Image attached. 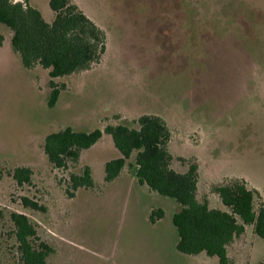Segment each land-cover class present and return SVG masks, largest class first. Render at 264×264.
I'll return each instance as SVG.
<instances>
[{
    "label": "rangeland",
    "instance_id": "374dc122",
    "mask_svg": "<svg viewBox=\"0 0 264 264\" xmlns=\"http://www.w3.org/2000/svg\"><path fill=\"white\" fill-rule=\"evenodd\" d=\"M38 1L44 9L45 0ZM79 1L104 26L107 51L91 70L56 79L66 88L54 108L46 70L0 55V264L19 262L14 212L28 216L54 249L48 264H220L177 250L173 199H145L124 178L104 184L103 162L118 152L111 137L85 155L97 189H80L74 198L70 176L83 164L55 168L44 144L67 127L91 132L119 121L135 127L115 114L122 110L165 116L172 127L202 131L201 146L175 137L170 150L199 159L201 201L210 197L216 205L211 185L226 178H248L263 189L264 0ZM190 163L177 157L173 166L186 171ZM19 167L32 169L31 185L14 180ZM24 197L46 211L26 208ZM160 208L164 217L152 224L151 210ZM244 235L231 247L230 264L264 263V239L251 228Z\"/></svg>",
    "mask_w": 264,
    "mask_h": 264
},
{
    "label": "trees",
    "instance_id": "16d2710c",
    "mask_svg": "<svg viewBox=\"0 0 264 264\" xmlns=\"http://www.w3.org/2000/svg\"><path fill=\"white\" fill-rule=\"evenodd\" d=\"M49 5L55 13L51 23L29 0H0V23L12 31V49L26 69L41 66L49 70L48 106L54 108L66 88L55 79L86 72L100 64L107 51L108 36L73 0H50ZM4 41L0 34V48ZM134 124L137 127L109 125L105 130L92 132L67 127L46 137L44 152L55 168L66 169L69 163H79L83 150L97 144L104 134L110 135L122 157L106 163L105 182L117 179L127 161L134 158L139 182L179 205L173 225L179 236L177 250L185 255L204 252L209 257H217L220 264H230L228 248L246 233L247 226H253L254 233L264 239V199L259 191L249 188L243 179L226 178L211 187L226 210L211 208L208 200L201 201L198 196V163L178 158L191 163L184 173L173 168L176 158L170 151L172 132L166 120L158 115H143ZM12 177L19 186L31 185L33 171L19 167ZM70 188L72 191H67L70 198L81 188H96L92 169L86 166L81 174H72ZM22 201L26 208L46 211L27 197ZM163 215L161 210L154 211L151 223H156ZM10 219L18 242V264H48L54 249L41 241L30 218L14 212Z\"/></svg>",
    "mask_w": 264,
    "mask_h": 264
},
{
    "label": "crops",
    "instance_id": "0c3cea01",
    "mask_svg": "<svg viewBox=\"0 0 264 264\" xmlns=\"http://www.w3.org/2000/svg\"><path fill=\"white\" fill-rule=\"evenodd\" d=\"M83 11H84V13L91 19V20H93L99 27H101L102 29H104V26L93 16V15H91L90 13H89V11L87 10V8L84 6V5H82L81 4V2L79 1V0H73ZM29 3H30V5L31 6H33V7H35L36 9H38L41 13H42V15H43V17H44V19L47 21V22H49V23H51V22H53L54 21V19L55 18H53L54 16L51 14V12L49 11V9L47 8V5H49V3H50V0H45V5H46V7L43 9V5H41L40 4V1H38V0H29ZM50 6V5H49ZM51 9V8H50ZM51 11H52V9H51ZM52 13H54L53 11H52ZM49 17H48V16ZM54 15H55V13H54ZM48 17V18H47ZM128 23V22H127ZM0 34H2L3 36H4V38H5V41H4V43H3V46L0 48V55L1 54H7L8 53V56L10 57V58H14V59H16V56L18 55V54H16L14 51H13V49H12V45H11V41H12V36H13V33H12V31L8 28H4V27H2L1 25H0ZM19 56V55H18ZM20 57V56H19ZM37 67H39V66H37ZM44 69V68H43ZM29 70V69H28ZM44 70H46V69H44ZM47 72H48V75H49V70H46ZM58 79V78H57ZM59 79H60V77H59ZM55 82H56V79H55ZM57 83V82H56ZM184 100L186 101V100H188V96H186V98H184ZM190 105L192 106L193 104H195L196 103V101L194 102V100L192 101V98H191V96H190ZM192 108H193V106H192ZM179 109L180 110H184L185 109V106H183V103L182 104H180V106H179ZM116 115H121L122 116V118L120 119L121 121L122 120H129V121H135V120H138L141 116H143V115H145V113L144 112H142V113H133V112H131V111H128V110H122V111H118L117 113H115ZM153 115V114H152ZM162 118H164L165 120H166V122H167V124H168V126H169V128H170V130H171V132H172V140H171V143H170V150L172 151V148H171V146H172V143H173V140L175 139V137L176 138H178L179 139V141L180 142H182L183 141V143H185V141H191L192 140V142L195 144V145H198V146H201L202 144H203V136H202V131L200 130V129H198V131L196 132L195 130H193V131H190L191 130V128H186L185 129V127L184 128H182V126L181 127H178V128H176V127H172V125H171V123H170V121L165 117V116H161ZM119 124H124V123H122V122H117V123H115V124H113V125H119ZM135 127H137V125L135 126ZM102 130H104L103 128H102ZM92 132V131H91ZM188 136H189V138H188ZM108 137H111L110 135H107V134H104L103 135V137L101 138V140L97 143V144H95L93 147H91L90 149H87V150H83L82 151V153H81V158H80V163L81 164H83V166L84 167H86V166H89L91 169H92V173H93V178H94V181H95V169H94V165L93 164H91V163H89V162H86L85 163V155H86V153H89V151H93V150H95V149H97L102 143H103V141L105 140V139H107ZM109 139V138H108ZM112 143H113V139H112V137H111V140H110ZM112 145V144H111ZM113 145H114V143H113ZM114 147H115V145H114ZM116 148V147H115ZM116 150L118 151V152H114V157H112L110 160H108V161H104L103 163V166H104V171H105V165H106V163H108L109 161H112V160H115V159H118V158H121L122 157V155H121V153L119 152V150L116 148ZM115 151V150H114ZM172 153V152H171ZM173 154V153H172ZM173 156L175 157V158H183V157H180V156H178V155H175V154H173ZM184 159H186V158H184ZM191 159H194L195 160V162H197L198 163V165H199V176H201V167H200V162H199V159L197 158V157H194V158H191ZM173 168H174V166H173ZM137 169H138V166L136 165V163L134 162V158L133 159H131V160H129V161H127V164L125 165V168H124V170H123V172H122V174L117 178V179H115L113 182H111V183H106L105 182V177H104V184H106V185H111V184H114V183H116L117 181H119L120 179H122V178H124V180L125 181H127V182H129L130 184H131V186H132V190L134 191L135 189H137L138 190V193H140V194H144L145 193V199H149L150 197H156V195H159V194H157V193H155V192H153L150 188H149V186L147 185V184H141L140 182H139V180H138V178H137V176H136V172H137ZM175 169V168H174ZM176 170V169H175ZM177 171V170H176ZM178 172H181V173H184V172H186V171H178ZM240 179H243V180H245L246 182H247V184H248V186H249V188H251V189H255V190H257V191H259V193L262 195V197H263V199H264V188L263 189H260V188H258V187H255V185L248 179V178H240ZM95 184L97 185V183H96V181H95ZM212 185H214V184H212ZM211 185V186H212ZM106 188V187H105ZM81 189H85V188H81ZM94 189H97V188H94ZM93 189V190H94ZM143 189H145V190H143ZM80 190V189H79ZM78 190V191H79ZM85 190H92V189H85ZM198 196H199V193H200V178H199V184H198ZM78 191L76 192L77 194H78ZM215 195V194H214ZM160 196V195H159ZM77 197V196H76ZM162 197V196H161ZM215 197L217 198V203H216V205H214V206H212V203H211V198L210 197H207L206 198V200H208L209 201V204H210V207L211 208H216V209H221V210H226V208H225V206L223 205V203L221 202V200H220V198H219V196L218 195H215ZM199 199H200V197H199ZM201 200V199H200ZM159 210H161V211H163V213L165 214V211H164V209L163 208H160ZM154 211H158V210H156V209H154V210H151V213H153ZM152 215V214H151ZM163 217H164V215H163ZM162 217V218H163ZM162 218L161 219H158L156 222H159L160 220H162ZM152 224H156V223H152ZM249 228H251L252 230H253V233H254V227L253 226H247L246 227V232H247V230L249 229ZM246 234V233H245ZM255 234V233H254ZM256 235V234H255ZM245 235H243V237H244ZM237 239H235V241H236ZM234 241V242H235ZM178 244V243H177ZM234 244V243H233ZM232 244V245H233ZM232 245L228 248V256H229V259H231V255H230V252H231V247H232ZM202 255H206L208 258H209V256L206 254V253H201V254H199V255H189V256H193L194 258L195 257H200V256H202ZM217 258V257H216Z\"/></svg>",
    "mask_w": 264,
    "mask_h": 264
}]
</instances>
